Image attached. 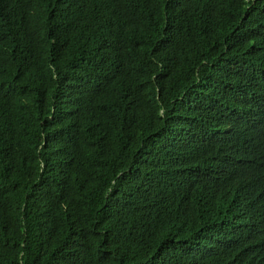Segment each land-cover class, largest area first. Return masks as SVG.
<instances>
[{
  "label": "trees",
  "instance_id": "1",
  "mask_svg": "<svg viewBox=\"0 0 264 264\" xmlns=\"http://www.w3.org/2000/svg\"><path fill=\"white\" fill-rule=\"evenodd\" d=\"M0 0V264H264V0Z\"/></svg>",
  "mask_w": 264,
  "mask_h": 264
},
{
  "label": "clouds",
  "instance_id": "2",
  "mask_svg": "<svg viewBox=\"0 0 264 264\" xmlns=\"http://www.w3.org/2000/svg\"><path fill=\"white\" fill-rule=\"evenodd\" d=\"M256 2H257V0L254 1V3H256Z\"/></svg>",
  "mask_w": 264,
  "mask_h": 264
}]
</instances>
